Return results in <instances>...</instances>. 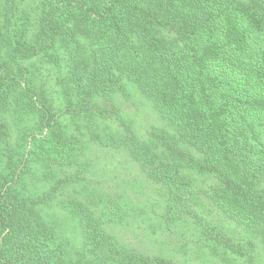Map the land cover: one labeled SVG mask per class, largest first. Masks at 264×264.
Listing matches in <instances>:
<instances>
[{
    "label": "trees",
    "instance_id": "trees-1",
    "mask_svg": "<svg viewBox=\"0 0 264 264\" xmlns=\"http://www.w3.org/2000/svg\"><path fill=\"white\" fill-rule=\"evenodd\" d=\"M131 90L158 126L136 129ZM263 125L264 0H0V264H188L119 240L147 216L89 183L94 149L152 184L161 227L264 264ZM55 208L79 225L73 256Z\"/></svg>",
    "mask_w": 264,
    "mask_h": 264
},
{
    "label": "rangeland",
    "instance_id": "rangeland-1",
    "mask_svg": "<svg viewBox=\"0 0 264 264\" xmlns=\"http://www.w3.org/2000/svg\"><path fill=\"white\" fill-rule=\"evenodd\" d=\"M132 98L122 103V107L129 118L135 123L138 131H145L151 126L161 123L158 113L151 104L137 91L131 90ZM264 140V125L261 127ZM113 152L107 149H94L89 160L93 167L86 173L87 180L93 186L104 188L106 191L123 194L129 202L138 203L139 209L147 217L135 220L128 219L113 227V231L119 240L140 252L146 254H160L167 258L188 264H220L213 249L205 246L195 247L196 233L193 227L187 223L176 222L170 227L163 222L162 227L157 224L154 216L160 213V209H152L156 193H152V184H148L141 176L138 169L123 159L112 164L109 158H117ZM112 164V165H111ZM134 200V201H133ZM137 204V205H138ZM51 214L56 219V227L60 231V238L70 255L81 246V234L79 225L74 215L65 211Z\"/></svg>",
    "mask_w": 264,
    "mask_h": 264
}]
</instances>
